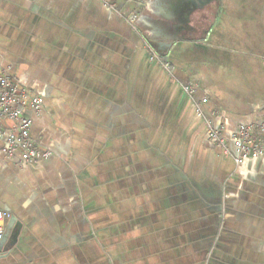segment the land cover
Instances as JSON below:
<instances>
[{
    "label": "crops",
    "instance_id": "0c3cea01",
    "mask_svg": "<svg viewBox=\"0 0 264 264\" xmlns=\"http://www.w3.org/2000/svg\"><path fill=\"white\" fill-rule=\"evenodd\" d=\"M2 74L49 155L0 152V264H264V155L230 157L264 119V0H0Z\"/></svg>",
    "mask_w": 264,
    "mask_h": 264
},
{
    "label": "built area",
    "instance_id": "2783aa9c",
    "mask_svg": "<svg viewBox=\"0 0 264 264\" xmlns=\"http://www.w3.org/2000/svg\"><path fill=\"white\" fill-rule=\"evenodd\" d=\"M154 57V56H153ZM168 68V63L163 64ZM189 95L194 92L190 87H184ZM206 101V99H202ZM42 106V98L30 93L26 88L19 87L10 76L0 75V122L4 119L12 122L9 131L0 129V140L3 142L0 152L12 155L20 151L22 163H30L38 158H46L49 153L41 149L30 134L31 120L28 112H38ZM207 137L221 147L225 154L226 141L221 136L220 129L208 127ZM234 153L230 157L235 164H240L247 159L264 155V119L245 125H239L230 135ZM9 218V213L0 210V241L4 235V223Z\"/></svg>",
    "mask_w": 264,
    "mask_h": 264
}]
</instances>
